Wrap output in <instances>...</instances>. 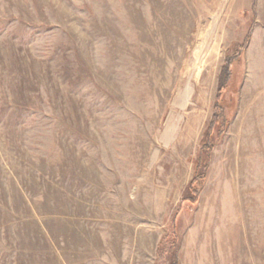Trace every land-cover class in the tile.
I'll list each match as a JSON object with an SVG mask.
<instances>
[{
	"label": "rangeland",
	"instance_id": "374dc122",
	"mask_svg": "<svg viewBox=\"0 0 264 264\" xmlns=\"http://www.w3.org/2000/svg\"><path fill=\"white\" fill-rule=\"evenodd\" d=\"M0 264H264V0H0Z\"/></svg>",
	"mask_w": 264,
	"mask_h": 264
},
{
	"label": "trees",
	"instance_id": "16d2710c",
	"mask_svg": "<svg viewBox=\"0 0 264 264\" xmlns=\"http://www.w3.org/2000/svg\"><path fill=\"white\" fill-rule=\"evenodd\" d=\"M208 145H210V144H208ZM207 145V146H208ZM206 146V145H205ZM204 146V147H205ZM206 146V147H207ZM207 150V149H206ZM206 165V164H205ZM204 165V166H205ZM198 166H202V158H201V156H199V158H198V162H197V166L196 167H198ZM202 178V175H199L198 174V172L196 171L195 172V176L193 177V179L191 180V183L189 184V187H190V189L194 192V194H197V192H198V190H197V188H198V185H199V182H200V179ZM175 263V262H174Z\"/></svg>",
	"mask_w": 264,
	"mask_h": 264
},
{
	"label": "bare ground",
	"instance_id": "6f19581e",
	"mask_svg": "<svg viewBox=\"0 0 264 264\" xmlns=\"http://www.w3.org/2000/svg\"><path fill=\"white\" fill-rule=\"evenodd\" d=\"M185 90H187L189 96H190V93L192 91V86H190L189 84L186 86Z\"/></svg>",
	"mask_w": 264,
	"mask_h": 264
}]
</instances>
